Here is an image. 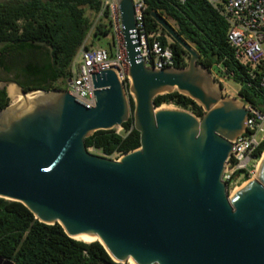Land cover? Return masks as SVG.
<instances>
[{"label":"water","instance_id":"1","mask_svg":"<svg viewBox=\"0 0 264 264\" xmlns=\"http://www.w3.org/2000/svg\"><path fill=\"white\" fill-rule=\"evenodd\" d=\"M116 2L128 88L113 69L91 75L92 104L66 89L30 95L15 81L0 83L9 101L20 98L0 109V199L71 239H96L114 264H264V153L256 179L237 192L229 196L222 181L232 142L246 132V108L222 95L197 51L156 11L151 18L188 61L146 66L133 0ZM174 91L203 115L155 106ZM130 117L138 149L118 161L86 149L85 139Z\"/></svg>","mask_w":264,"mask_h":264},{"label":"trees","instance_id":"2","mask_svg":"<svg viewBox=\"0 0 264 264\" xmlns=\"http://www.w3.org/2000/svg\"><path fill=\"white\" fill-rule=\"evenodd\" d=\"M142 2L144 31L159 33L162 46L172 50L173 67H185L188 55L156 24L151 11L174 22L179 35L199 54L200 65L221 74L225 80L243 84L240 94L264 111V91L244 86L246 67L234 59L227 43L228 25L206 0ZM87 11L96 17L101 11V0L0 1V73L11 76L27 93L59 89L56 84H66L72 76L71 64L93 26ZM109 27L104 13L92 40L108 36ZM129 100L133 110V101L130 97ZM8 103L6 90L0 89V109ZM154 104H172L195 116L203 115L200 106L175 91L157 96ZM121 128L120 133L116 129L95 132L85 139L86 149L106 158L138 149L140 135L134 129L132 117ZM263 150L264 143L256 154ZM0 257L13 264H114L99 242L71 239L58 224L40 223L22 204L4 199H0Z\"/></svg>","mask_w":264,"mask_h":264},{"label":"built area","instance_id":"3","mask_svg":"<svg viewBox=\"0 0 264 264\" xmlns=\"http://www.w3.org/2000/svg\"><path fill=\"white\" fill-rule=\"evenodd\" d=\"M206 1L225 19L228 25L227 43L233 51L234 59L246 67L247 77L244 86L254 91H264V0ZM133 4L139 46H142L138 47L139 56L143 58L146 66L157 70L173 67L172 50L169 46H162L159 33L147 34L144 31L143 12L145 6L142 0H133ZM104 13H107V18L110 21V49L87 46L85 40L71 64L72 76L65 84V89L70 95L86 104L93 103L94 88L91 75L98 71L113 69L125 88H128L130 84L127 74V55L123 45L124 40L116 0H101V11L97 14L88 36L95 29ZM217 68L221 69L219 66ZM213 73L217 83L221 85L222 95L236 98L247 110L246 132L232 142L231 155L222 176V181L226 183L228 190L230 187L246 183L256 174V169L264 153L263 150L259 155L256 154L260 145L264 143V111L254 107L240 94L243 84L238 83V90L232 92L221 74L214 71ZM121 157L122 155H116L109 159L118 161Z\"/></svg>","mask_w":264,"mask_h":264},{"label":"rangeland","instance_id":"4","mask_svg":"<svg viewBox=\"0 0 264 264\" xmlns=\"http://www.w3.org/2000/svg\"><path fill=\"white\" fill-rule=\"evenodd\" d=\"M0 1H4V0H0ZM96 19V17H94L92 20H93V22H94V20ZM167 21L174 27V28H176V26H175V24H174V22L172 21V20H170V19H167ZM97 25V24H96ZM93 32H94V30H93ZM109 41H111V35H109ZM104 42H105V38H101V39H99L98 40V42L96 43V45H93V47H98V46H101V45H103L104 44ZM210 72H211V74H212V77H213V79H214V81L217 83V80L215 79V75H214V73H213V71L212 70H210ZM225 83H226V85L228 86V88L232 91V92H234V91H237L238 90V86H237V84H235L233 81H231V80H226L225 81ZM56 87H58L59 89H65L64 87H66L65 86V84L64 83H62V82H58L57 84H56ZM29 94H31L30 92H29ZM9 103H15V97L14 98H12L10 101H9ZM160 108H170V109H178L176 106H174V105H170V104H163ZM116 131L117 132H122V128H116ZM89 152L90 153H92V154H94V155H98V156H101L98 152H96V151H94V150H89ZM251 179H256V176H254L253 178H251ZM242 185H244V184H239L237 187H230L229 189H228V195L230 196V195H232L234 192H236L235 190L236 189H238V188H240ZM124 264H128L127 262L126 263H124Z\"/></svg>","mask_w":264,"mask_h":264},{"label":"crops","instance_id":"5","mask_svg":"<svg viewBox=\"0 0 264 264\" xmlns=\"http://www.w3.org/2000/svg\"><path fill=\"white\" fill-rule=\"evenodd\" d=\"M86 15H87L88 17L92 18V19L94 18V16L92 15V13H91L90 11H87V12H86ZM93 34H94V32L92 31V32L90 33V35L88 36V38L86 39V44H87V46H93V45H96V43L98 42V40H95V41L92 40V39H93ZM104 38H105V42H104V44L101 45V46H98V47H103V48L110 49L111 44H110V41H109V35L106 36V37H104Z\"/></svg>","mask_w":264,"mask_h":264},{"label":"bare ground","instance_id":"6","mask_svg":"<svg viewBox=\"0 0 264 264\" xmlns=\"http://www.w3.org/2000/svg\"><path fill=\"white\" fill-rule=\"evenodd\" d=\"M30 95H32V94H30ZM15 97V103H17V102H19V97L18 96H14ZM13 97V98H14ZM159 109H162V108H159ZM240 188H238V189H236L235 191L237 192L238 190H239ZM235 193V192H234ZM77 240V239H76ZM94 240H96V239H93L92 241H82V240H78V241H82V242H85V243H91V242H93ZM128 264H134L131 260H128V262H127Z\"/></svg>","mask_w":264,"mask_h":264},{"label":"flooded vegetation","instance_id":"7","mask_svg":"<svg viewBox=\"0 0 264 264\" xmlns=\"http://www.w3.org/2000/svg\"><path fill=\"white\" fill-rule=\"evenodd\" d=\"M4 76L0 77V83L1 82H7V81H14L13 79H11V76H7L6 74H3ZM16 82V81H15ZM1 89V88H0ZM6 90V93H7V97L9 99V96H8V92H7V89L5 88Z\"/></svg>","mask_w":264,"mask_h":264}]
</instances>
